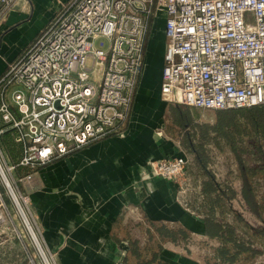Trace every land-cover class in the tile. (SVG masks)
<instances>
[{
	"label": "built area",
	"instance_id": "obj_1",
	"mask_svg": "<svg viewBox=\"0 0 264 264\" xmlns=\"http://www.w3.org/2000/svg\"><path fill=\"white\" fill-rule=\"evenodd\" d=\"M26 1L0 0V19ZM158 21L166 37L163 102L213 112L264 106V0H72L0 77V236L28 235L43 264L57 262L21 188L32 174L14 173L123 133ZM98 38L107 50L95 46ZM7 133L20 148L16 164L2 146ZM188 166V158L171 157L147 170L203 205L202 183Z\"/></svg>",
	"mask_w": 264,
	"mask_h": 264
},
{
	"label": "crops",
	"instance_id": "obj_2",
	"mask_svg": "<svg viewBox=\"0 0 264 264\" xmlns=\"http://www.w3.org/2000/svg\"><path fill=\"white\" fill-rule=\"evenodd\" d=\"M71 1L27 0L0 19V77ZM152 34L150 48L147 41L145 67L132 115L123 133L36 172L19 168L14 173L15 178L32 174L31 180L24 183L26 187L21 188L30 198L41 245L57 264H124L130 255V241L144 238L152 227L184 229L191 236L188 243L163 241L164 263H199L195 256L187 254L205 246L207 209L196 195L182 194L178 184L154 177L147 170L150 161L189 159L183 144L186 131L175 117L176 111L184 109L161 99L166 52L162 22ZM3 149L7 153L4 146ZM18 150L17 161L7 153L12 164L21 157L19 147ZM240 189L239 180L235 190ZM217 214L223 221L225 215L232 216L220 211ZM225 223L236 228L240 225L236 217ZM28 238L26 235L25 240L15 238L13 244H0V264H39L34 246L26 244Z\"/></svg>",
	"mask_w": 264,
	"mask_h": 264
},
{
	"label": "trees",
	"instance_id": "obj_3",
	"mask_svg": "<svg viewBox=\"0 0 264 264\" xmlns=\"http://www.w3.org/2000/svg\"><path fill=\"white\" fill-rule=\"evenodd\" d=\"M215 116L213 124H197L189 110L175 112L180 127L186 131L183 144L189 157V167L193 175L202 178L203 207L208 211L204 219V247L208 246L213 251L215 264H240L264 256V106L217 111ZM2 143L13 161H17L19 150L11 133L5 134ZM220 155L227 161V173L222 179L213 169V166L220 165ZM231 157L241 181L239 191L230 181L235 174ZM239 196L244 202L245 212L262 227L248 224L235 210L233 203ZM219 211L235 216L248 229L249 239L219 218ZM152 229L146 237L130 241V255L124 264H167L162 260L164 250L161 243L181 244L191 239L184 229ZM251 238L255 239V247Z\"/></svg>",
	"mask_w": 264,
	"mask_h": 264
},
{
	"label": "rangeland",
	"instance_id": "obj_4",
	"mask_svg": "<svg viewBox=\"0 0 264 264\" xmlns=\"http://www.w3.org/2000/svg\"><path fill=\"white\" fill-rule=\"evenodd\" d=\"M158 24H160V21L157 22ZM152 32H154V29L152 30ZM152 34V33H151ZM153 35V34H152ZM151 39H149V48H150V41ZM95 46L98 48V49H103V50H107L108 47H109V42L107 39H104V38H98L96 41H95ZM184 111L186 110H190V112H192L194 114V117L196 118L198 124H212L214 123L215 121V112L213 111H207V110H201V109H195V108H189V107H185V106H182ZM232 165H233V169L235 170V174L231 177V183L232 185H236V183L239 182V177L237 176L238 175V169H237V166L236 164L234 163L232 157L230 159ZM218 162L220 163V165H218L217 167L216 166H213V169L215 170V173L217 174V176L222 179L223 178V174L222 173H227V169H226V158L225 156L223 155H220L219 158H218ZM188 170H189V175L196 181H199L200 179L202 180V178L200 177L197 178L196 175H193V172L192 170L190 169V167L188 166ZM196 176V177H195ZM225 176V175H224ZM200 180V181H201ZM193 183V181H192ZM22 187H26V184H24V186ZM238 189V188H237ZM234 208L235 210H237L239 213L242 214L243 218L245 221L248 222V224H251L255 227H262L263 225L259 222H257V220L250 214L246 213L245 210H244V206L239 204L238 201H234ZM224 222H226L227 220H234L235 219V216H228V215H225L224 217ZM16 223H18V219L15 221ZM231 222V221H229ZM10 225V224H9ZM238 227V230L240 232V234L244 235L246 237V239L248 240L249 236L247 237L249 233L248 229H246V227L240 223V225H237ZM147 228V227H146ZM146 233H148L147 231L145 232V235H147ZM146 237V236H145ZM140 239V238H138ZM29 240V241H28ZM251 244H253V246L255 247L256 244H255V239L251 238ZM15 241V235L14 233L10 234V235H2L0 236V244H5V245H10V244H13ZM144 243L147 242V240H144L143 241ZM250 242V241H249ZM204 243V242H203ZM26 244H31L33 245L34 247V250L36 251L37 255H38V263L39 264H43V259H42V255L40 253H38L35 245L33 244V242L31 241V238L29 237L27 239V242ZM201 244V243H200ZM194 245H197V244H194ZM200 249H198L197 252H194V254L192 253H189L187 255L191 256H195L196 260H198V264H215V261L212 259L213 258V251L210 249L208 250V246L206 247H203L201 248V246H198ZM240 264H264V256H259L255 259H252L250 261H247V262H242Z\"/></svg>",
	"mask_w": 264,
	"mask_h": 264
}]
</instances>
